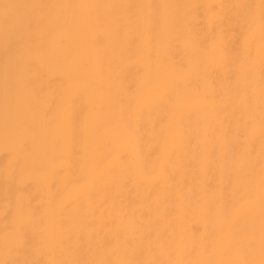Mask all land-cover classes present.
<instances>
[{
  "label": "bare ground",
  "instance_id": "bare-ground-1",
  "mask_svg": "<svg viewBox=\"0 0 264 264\" xmlns=\"http://www.w3.org/2000/svg\"><path fill=\"white\" fill-rule=\"evenodd\" d=\"M0 264H264V0H0Z\"/></svg>",
  "mask_w": 264,
  "mask_h": 264
}]
</instances>
